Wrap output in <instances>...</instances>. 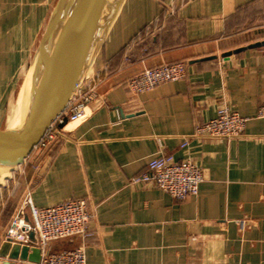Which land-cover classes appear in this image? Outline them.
<instances>
[{
  "label": "crops",
  "instance_id": "1",
  "mask_svg": "<svg viewBox=\"0 0 264 264\" xmlns=\"http://www.w3.org/2000/svg\"><path fill=\"white\" fill-rule=\"evenodd\" d=\"M54 2L0 0V118ZM261 40L264 0H126L100 57L102 103L66 138L32 149L0 188V246L27 194L38 207L85 197L91 234L54 246L84 243L86 264H264V46L221 56ZM176 61L184 78L125 87L143 67ZM223 103L249 118L243 135L192 136ZM159 152L201 167L197 194L176 199L133 181Z\"/></svg>",
  "mask_w": 264,
  "mask_h": 264
},
{
  "label": "water",
  "instance_id": "2",
  "mask_svg": "<svg viewBox=\"0 0 264 264\" xmlns=\"http://www.w3.org/2000/svg\"><path fill=\"white\" fill-rule=\"evenodd\" d=\"M125 2L57 0L25 72L21 94L9 99L0 118V188L77 89L100 69V57ZM257 46H264V40L227 50L221 56L226 59ZM25 219L30 222L28 215ZM27 234L34 241L33 231ZM0 257L9 258V264H16V259L32 264L39 261L40 250L4 239Z\"/></svg>",
  "mask_w": 264,
  "mask_h": 264
},
{
  "label": "built area",
  "instance_id": "3",
  "mask_svg": "<svg viewBox=\"0 0 264 264\" xmlns=\"http://www.w3.org/2000/svg\"><path fill=\"white\" fill-rule=\"evenodd\" d=\"M104 72L89 77L86 83L77 89L64 109L45 128L32 149H42L54 141L66 138L68 124L84 120L96 105L102 103L99 86L106 77V70ZM185 76L184 61L164 62L143 67L140 72L126 80L125 87L137 93ZM256 117H264V103L257 108ZM248 119L223 103L212 118L196 125L191 135L210 138L238 137L243 135ZM186 144L187 140L184 139L181 147ZM133 181L153 184L173 198L184 199L198 193L199 185L203 181V171L188 157L177 160L171 153L159 152L149 159L148 171L133 177ZM25 215H28L30 222L25 219ZM94 216L95 209L89 207L85 197L68 198L52 205L38 207L27 194L11 218L4 239L20 245L27 244L29 248L37 247L40 250V258L32 264H86L84 243L63 249H51V243L72 236H80L84 240L91 234L88 223ZM237 223L240 231L249 226V222L244 218L237 220ZM28 230L33 231L34 241H30ZM15 263L25 264L26 261L16 259Z\"/></svg>",
  "mask_w": 264,
  "mask_h": 264
},
{
  "label": "rangeland",
  "instance_id": "4",
  "mask_svg": "<svg viewBox=\"0 0 264 264\" xmlns=\"http://www.w3.org/2000/svg\"><path fill=\"white\" fill-rule=\"evenodd\" d=\"M56 2H57V0H55V2L53 3V6L51 7V10L49 11V14H48V17H47V19H46V22L44 23V26H43L42 30L40 31L39 39H40V37H41V35H42L44 29H45V26H46V24H47V22H48V19H49V17H50L51 12L53 11V9H54V7H55ZM39 39H38V42H39ZM38 42H37V44H38ZM37 44H36V46L34 47V51L32 52V57H34L35 49H36V47H37ZM32 59H33V58H32ZM107 68H108V66L106 65V63L102 64L101 67H100V69L96 70L92 76L94 77L97 73L104 72V70H107ZM104 73H105V72H104ZM24 75H25V74H22V75H21V78H20L19 82L17 83L18 85H17V90H16V92H15V96H18V94H19V95L21 94V91H22V89H23V83L25 82V76H24ZM90 77H91V76H90ZM88 79H89V78H88ZM88 79H87V80H88ZM85 83H86V82H85ZM85 83H84V84H85ZM81 87H82V86H81ZM15 105H16V101H15V103H12V105H11L10 110H11L12 112L15 111V108H16ZM59 241H60V240H57V241L52 242V243H51V249H58L56 246H54V244H55L56 242H59Z\"/></svg>",
  "mask_w": 264,
  "mask_h": 264
}]
</instances>
